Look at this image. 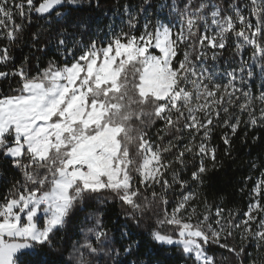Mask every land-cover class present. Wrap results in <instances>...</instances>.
I'll use <instances>...</instances> for the list:
<instances>
[{"label": "snow or ice", "instance_id": "1", "mask_svg": "<svg viewBox=\"0 0 264 264\" xmlns=\"http://www.w3.org/2000/svg\"><path fill=\"white\" fill-rule=\"evenodd\" d=\"M85 3L101 7L100 0H0V65L14 61L12 47L25 43L34 17L47 27L28 38L33 55L52 45L62 58L39 67L36 57L34 75L27 55L0 71V80L18 78L0 92V159L21 177L0 198V264H33L26 258L53 247L78 208L109 202L121 205L122 240L143 224L154 243L176 247L190 264H264V169L243 219L233 209L213 211L199 191L205 160L217 166L216 128L229 130L221 136L226 154L242 124L264 128V0H160L155 12L143 0L138 9L123 6L119 26L113 16L95 32L77 16ZM229 47L237 66L221 74L215 66ZM221 75L226 83L217 82ZM103 218L99 209L88 214L83 242L59 264H148L127 260L139 240L124 245L120 259ZM237 232L241 244H229ZM245 242H254L256 256ZM213 247L228 255L218 258Z\"/></svg>", "mask_w": 264, "mask_h": 264}, {"label": "trees", "instance_id": "2", "mask_svg": "<svg viewBox=\"0 0 264 264\" xmlns=\"http://www.w3.org/2000/svg\"><path fill=\"white\" fill-rule=\"evenodd\" d=\"M219 2V0H218ZM143 3V0H100L101 7L97 9L94 5L89 7L85 3L79 9L77 16L85 18L89 21L92 30L95 32L97 27H103L108 24L113 16H116V25L119 26L121 19L126 20L127 17L123 15V6L128 4L132 9H138ZM160 3V0H152V7L148 9L150 12L156 11V6ZM225 5L228 0H224ZM182 6V4H181ZM117 9L119 11H117ZM161 18L167 22V14H161ZM17 22L19 18H17ZM144 23L143 17H141L140 25L137 28V34L142 30ZM44 25L42 20H36L31 25L26 26L24 33V44L13 45L11 54L14 56V61L7 66L0 65V71H11L13 68L19 66L24 62V57L29 56V61L25 67L31 74H35L37 70V60L39 57V67H44L49 59L61 60L62 58L56 54L55 48L49 45L46 52H37L35 56L32 50L28 46V38L31 33L36 31ZM91 35V33H89ZM87 36L85 39L87 40ZM6 41L0 40V45L5 44ZM231 44V41H230ZM250 50L245 52L247 56ZM209 66H212V62L209 61ZM236 58L233 56L232 47L227 48L223 52L222 58L215 66L217 71L223 74L226 70L232 67H236ZM18 78H10L8 80H0V92L7 93L9 86L15 88L17 86ZM217 82H227V78L221 75ZM247 119V116L244 117ZM161 123H157L152 129V133L156 132V129L160 128ZM229 131L225 128H216L212 137L211 143L216 146L217 154L216 161L217 166L211 168V161L205 160L206 165L210 167L209 172L204 178V185L199 189L200 193L207 198L209 204L213 206V211L216 206H220L225 209H233L240 213V219L243 218L242 213L247 211L249 204L248 193L252 189L256 179L259 177L260 172L264 169V128L257 127L251 128L245 125H241L236 135L232 137V145L230 154L225 153V145L221 139L224 132ZM231 135V133L229 132ZM258 137L257 139H254ZM171 159V157H169ZM193 163L198 166L199 161L190 162L187 169L184 170L181 175L184 179H188L191 172L194 170ZM255 163L257 168L253 169L252 165ZM251 177V179H249ZM14 179H21L19 173L12 169L10 163L3 159H0V198H2L7 188L10 186V182ZM243 189V191H241ZM179 187L175 189V193H170V199H175L180 193ZM172 205H169L171 208ZM100 210L104 213V224L107 228L112 230L115 237L114 247L120 250V259L123 260L124 245L131 242V240H139V248L129 256L127 260L138 259L148 261V264H190L185 260V257L176 247L162 246L154 243L148 235V226L141 225L140 228H131V240L121 239V233L117 229L119 225L124 221L121 218V205L119 202H109L100 207L95 203H89L86 207L78 208L74 218L69 222L64 232L57 235V238L53 241V247L42 248L40 252L43 253L40 257H28L26 259L32 260L33 264L36 261L44 260L47 264H59L61 256L67 257L68 252L71 250L73 242H83V236L80 232L82 227H90L91 225L86 220V217L90 212ZM199 209H203V205ZM119 221V223H117ZM131 224V222H129ZM229 244L239 246L241 239L239 233L234 234V238L228 240ZM252 246L247 248V252L252 253L253 256L257 255L254 242ZM211 253H215L219 258L220 255H228L218 247H213ZM233 262L235 258L231 257ZM111 264V262H109ZM127 264V261H124ZM245 264H248V259H245Z\"/></svg>", "mask_w": 264, "mask_h": 264}, {"label": "rangeland", "instance_id": "3", "mask_svg": "<svg viewBox=\"0 0 264 264\" xmlns=\"http://www.w3.org/2000/svg\"><path fill=\"white\" fill-rule=\"evenodd\" d=\"M226 83V82H225ZM198 211H202V209H198ZM243 219V218H242ZM240 236V235H239Z\"/></svg>", "mask_w": 264, "mask_h": 264}]
</instances>
